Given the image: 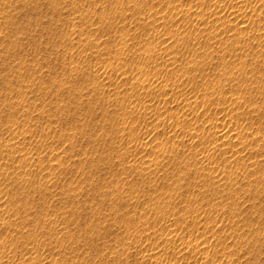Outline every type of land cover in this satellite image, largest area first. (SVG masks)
I'll use <instances>...</instances> for the list:
<instances>
[{
  "label": "rangeland",
  "instance_id": "374dc122",
  "mask_svg": "<svg viewBox=\"0 0 264 264\" xmlns=\"http://www.w3.org/2000/svg\"><path fill=\"white\" fill-rule=\"evenodd\" d=\"M0 264H264V0H0Z\"/></svg>",
  "mask_w": 264,
  "mask_h": 264
},
{
  "label": "bare ground",
  "instance_id": "6f19581e",
  "mask_svg": "<svg viewBox=\"0 0 264 264\" xmlns=\"http://www.w3.org/2000/svg\"><path fill=\"white\" fill-rule=\"evenodd\" d=\"M225 132H226V131H225ZM225 132H224V133H225ZM222 134H223V132H222ZM223 135H224V134H223Z\"/></svg>",
  "mask_w": 264,
  "mask_h": 264
}]
</instances>
